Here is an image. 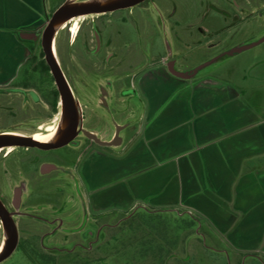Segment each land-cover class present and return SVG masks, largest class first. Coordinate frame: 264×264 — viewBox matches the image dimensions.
<instances>
[{
	"label": "rangeland",
	"instance_id": "obj_1",
	"mask_svg": "<svg viewBox=\"0 0 264 264\" xmlns=\"http://www.w3.org/2000/svg\"><path fill=\"white\" fill-rule=\"evenodd\" d=\"M47 1L50 7L36 33L33 52L15 79L0 84V132L46 135L65 121L60 94L45 61L42 32L61 4L97 0ZM198 1L146 0L129 8L74 17L55 33L56 56L78 104L81 132L70 145L53 151L64 161L49 173L39 170L41 160L32 165L34 174L25 176L23 172L21 159L32 157L35 161L42 151L16 146L0 151V199L16 212L13 218L19 236L17 248L0 264H227L220 253L211 249L212 242L202 236L198 220L204 217L194 210L147 200H137L127 207H96L93 202L96 189L90 188V181L94 182L96 176L105 177L122 165L127 148L126 108L132 105L143 108L144 104V98L136 93L138 74H126L122 54H134L139 59L154 35L155 49L169 53L173 50L169 44L170 21L177 25L193 23L194 16L186 13L192 12ZM203 2L205 14L192 28L193 35L198 37L199 26L217 29L202 39L217 42L218 51L222 49L221 58L230 56L231 50L239 45L264 36V0ZM161 4L162 8L174 9L173 14L160 13ZM148 5L155 17L152 24L156 30L152 29L150 13L145 12ZM112 17L127 22L118 47L104 32L103 21ZM74 24H78V29L73 35ZM189 37L187 41L184 39L189 46L182 42V57L201 60L213 55L212 50L198 51V43ZM257 46L246 49L243 56L255 55L260 50ZM171 55L166 60L168 67ZM231 63L221 69H227ZM131 114L134 115L129 116L130 125L135 126L138 113ZM89 131L100 140L111 141L117 136L120 142L100 146L86 136ZM14 173L20 176L14 178ZM17 188H21L19 195ZM190 227L193 234L189 235ZM7 237L0 219V246ZM257 255L264 259V255ZM241 264H264V261L247 257Z\"/></svg>",
	"mask_w": 264,
	"mask_h": 264
},
{
	"label": "crops",
	"instance_id": "obj_2",
	"mask_svg": "<svg viewBox=\"0 0 264 264\" xmlns=\"http://www.w3.org/2000/svg\"><path fill=\"white\" fill-rule=\"evenodd\" d=\"M204 3L198 1L186 13L194 16L193 23L170 21L169 53L155 49L154 35L139 59L122 54L126 74H138L136 93L144 104L127 106L123 163L90 181L96 189L93 202L96 207H127L147 200L192 209L204 217L198 220L202 236L227 264H241L247 257L264 261L257 255H264V41L255 55L243 56L245 49L221 58L218 43L202 39L217 29L199 26L198 37L193 35L205 14ZM49 7L47 0H0V84L15 79L30 57ZM144 8L150 13L149 5ZM173 11L160 5V13L171 16ZM125 20L103 21L116 47ZM188 37L198 43V51L212 50L213 55L182 57ZM170 54L176 71L192 73H172L166 66ZM134 112L138 120L131 126Z\"/></svg>",
	"mask_w": 264,
	"mask_h": 264
},
{
	"label": "water",
	"instance_id": "obj_3",
	"mask_svg": "<svg viewBox=\"0 0 264 264\" xmlns=\"http://www.w3.org/2000/svg\"><path fill=\"white\" fill-rule=\"evenodd\" d=\"M145 0H111L107 3L100 4L96 2H86V3H63L58 8H56L46 26L42 32L41 44L44 52V57L47 65L49 66L52 75L55 79L60 98L63 105L66 126L64 130L60 133L58 138L54 142H42L36 140L32 135L24 136L20 134H2L0 133V148L10 147V146H37L43 149H54L65 146L72 142L79 132V110L76 98L74 96L73 90L70 83L58 61L56 54L53 50L55 27L59 23L66 22L74 17L87 15V14H97L105 13L109 11H115L118 9L129 8L138 5ZM264 41V36H262L257 41H254L247 45H242L231 50V53L241 52L248 49L254 45H257ZM169 69L172 73L180 77H186L192 72H178L174 69L173 62H169ZM87 135L99 144L110 145L119 143V138L116 137L111 141L100 140L94 133L87 132ZM18 191L16 192V195ZM17 204V201L16 203ZM0 219L7 231L8 237L4 243V247L0 252V262L8 258L18 246L19 236L16 221L13 218L12 212L4 205L0 199Z\"/></svg>",
	"mask_w": 264,
	"mask_h": 264
},
{
	"label": "flooded vegetation",
	"instance_id": "obj_4",
	"mask_svg": "<svg viewBox=\"0 0 264 264\" xmlns=\"http://www.w3.org/2000/svg\"><path fill=\"white\" fill-rule=\"evenodd\" d=\"M73 19V18H72ZM71 19V20H72ZM62 27V26H61ZM60 27V28H61ZM77 29H78V24H74L72 27H71V32L73 33V35L76 33V31H77ZM54 50H55V54H56V47H55V44H54ZM57 57V56H56ZM132 94H134L135 93V90H132V92H131ZM65 126H66V122L65 121H62L61 123H60V126H59V128L57 129V130H55V131H53L54 132V134H52V136H51V138L53 137V136H56L57 135V137L60 135V133L64 130V128H65ZM80 132H81V128H80V126H79V132H78V134H77V136L75 137V139L72 141V142H74L75 140H76V138L80 135ZM89 132H92V133H94L93 131H89ZM0 133H2V134H19V133H15V132H11V131H3V132H0ZM38 134H41V133H35V134H33L32 136L36 139V140H39V141H43V140H40V139H38V138H36V136L38 135ZM95 134V133H94ZM20 135H24V134H20ZM44 135V134H43ZM96 135V134H95ZM24 136H26V135H24ZM86 136L92 141V142H95L96 144H98V145H100V146H103V147H105V146H108V145H102V144H99L96 140H94L93 138H91V137H89L88 135H87V132H86ZM117 137V136H116ZM115 137V138H116ZM50 138V139H51ZM119 138V137H118ZM104 141H106V140H104ZM72 142H70L69 144H67V145H65V146H62V147H59V148H54V149H43V148H40V147H37V146H16V147H22V148H25V149H35V150H39V151H42L43 153H42V155H41V157H36V159H35V161L32 159V157H25V158H22L21 159V164L23 165V167H24V169H23V172H24V175L25 176H30L31 174H34L35 173V171H33V169H32V165L34 164V163H38V160L40 161L39 163H40V166H39V170L41 171V173H49V172H51V170H53V167H55L56 165H59V164H62V162L64 161L63 160V158H62V156H56V155H54L53 154V151H55V150H58V149H61V148H64V147H66V146H68V145H70ZM119 142H120V138H119ZM6 147H4V148H0V151L1 150H3V149H5ZM9 153V151L8 152H6L5 153V155H7ZM25 159V160H24ZM44 165H46V166H44ZM28 167V168H27ZM19 174V175H18ZM13 176H14V178H16V177H18V176H20V173H17V174H13ZM21 190V188H17L16 189V191H18V194L17 195H19V191ZM4 203V202H3ZM19 203L17 202V205H18ZM4 205H6L5 203H4ZM6 207L8 208V210L10 211V212H12V215H14V214H16V212L15 211H13V210H11L9 207H8V205H6Z\"/></svg>",
	"mask_w": 264,
	"mask_h": 264
},
{
	"label": "bare ground",
	"instance_id": "obj_5",
	"mask_svg": "<svg viewBox=\"0 0 264 264\" xmlns=\"http://www.w3.org/2000/svg\"><path fill=\"white\" fill-rule=\"evenodd\" d=\"M109 1H111V0H97V2L100 3V4H104V3H107ZM64 23L65 22L59 23L58 25H56L55 32H57ZM53 50H54V44H53ZM54 53H55V50H54ZM52 134H54V132H51L50 134H46V135L45 134L44 135L43 134H38L36 136V138H38L40 140H43L42 142H54L58 137L56 135V136H53L51 138ZM3 247H4V243L0 246V252L2 251Z\"/></svg>",
	"mask_w": 264,
	"mask_h": 264
},
{
	"label": "trees",
	"instance_id": "obj_6",
	"mask_svg": "<svg viewBox=\"0 0 264 264\" xmlns=\"http://www.w3.org/2000/svg\"><path fill=\"white\" fill-rule=\"evenodd\" d=\"M43 63H45V62L43 61ZM46 67H47V69H49L48 66H46ZM56 92H57V95H58V91L57 90H56Z\"/></svg>",
	"mask_w": 264,
	"mask_h": 264
}]
</instances>
